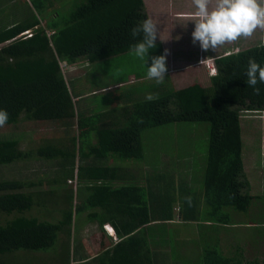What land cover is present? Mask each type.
I'll return each instance as SVG.
<instances>
[{
  "label": "trees",
  "instance_id": "obj_1",
  "mask_svg": "<svg viewBox=\"0 0 264 264\" xmlns=\"http://www.w3.org/2000/svg\"><path fill=\"white\" fill-rule=\"evenodd\" d=\"M53 1H24L19 10L21 18L13 22H6L10 7L4 4L9 1L4 0L0 5V109L9 114L5 125L15 126L23 119L33 123H62L65 130L72 127L76 130L75 133L67 132L63 139L43 138L37 146L28 145L26 148L20 146L22 135L0 137V165L42 160L54 162V167L59 170L49 179H0V213L7 215L5 220L0 219V222H5L0 223V264H12L10 255L22 250L39 251L40 256L46 253L44 260L48 264H57L56 258L64 262L68 256L66 264H69L74 257H71L69 241H65L67 246L60 245L58 235L64 232L70 238L72 206L77 211L91 208L87 218L95 221L100 230L108 221L117 232L127 236L114 245L112 251L96 256L93 260L96 264H138L143 244L138 239V247L136 236L131 233L150 220H173L175 206L181 219L198 222L228 219L225 208L247 212L253 195L247 191L243 168L241 113L260 112L263 115L264 84L257 85L261 90L257 95L246 85L244 73L249 59L264 65V44H254L218 57L215 60L218 73L211 78L208 88L198 84L173 88L153 94L155 97L151 100L147 96L128 94L129 101L125 103H129L118 107L121 111L117 114L124 109L123 124L107 130L95 127L97 124L93 123V118L87 119L77 109L72 99L75 93L61 63L71 65L86 58L94 64L130 51L136 43L130 35L131 28L147 18L143 1L81 0L78 3L79 0H75L77 4L74 2L72 8L51 11L49 8ZM59 2L61 4L62 0ZM10 14L16 16L15 12ZM77 97L78 104L82 103V96ZM178 123L208 125L201 186L193 185V177L179 175V169L173 170L174 175L170 172L168 176L161 173L144 179H127L124 174L117 173L118 167L98 165L101 159L109 156L122 161L143 160L142 134ZM91 129L97 130L95 142L90 140ZM108 131L113 132L108 134ZM67 140L72 149L70 152L61 146ZM135 170L141 175L146 172L141 167ZM169 176L175 178L170 179ZM74 178L78 187L75 191L72 187L63 188L62 199L56 197L61 191L41 188L46 184L66 186L67 180ZM153 179L163 183L161 186L156 184V193L151 191L150 184L147 185ZM152 193L156 194L155 201L148 203L147 196ZM47 196H54L56 202L45 204L44 197ZM74 198L79 200L76 204H73ZM63 204L66 206L62 207ZM37 206L40 211L44 210V214L55 213V208L61 206L60 217L57 221H50L26 214ZM131 209L135 214L144 215L137 219L132 216L119 219L118 215L125 214L126 210L131 214ZM150 209L154 210L152 215L148 214ZM184 210L189 212L188 216ZM167 236L171 253L159 250L157 264H186L178 257L182 253L180 245L168 232ZM56 243L63 251L59 257H51L47 251ZM219 249L204 246L202 256L195 264H261L256 259L243 261L242 258L227 256Z\"/></svg>",
  "mask_w": 264,
  "mask_h": 264
},
{
  "label": "rangeland",
  "instance_id": "obj_2",
  "mask_svg": "<svg viewBox=\"0 0 264 264\" xmlns=\"http://www.w3.org/2000/svg\"><path fill=\"white\" fill-rule=\"evenodd\" d=\"M4 6L10 7V12H15L16 16L12 17V14L8 11L7 14H9V19L7 18L6 22H13L17 21L21 18V15L19 14L20 7L23 6L24 1L30 0H8ZM60 0H54L52 7L49 8L51 11L55 9H63L64 7L69 9L72 8L74 5L75 0H62L61 4L59 2ZM81 0L77 1L78 3ZM4 2V0H0V5ZM75 4H77L75 2ZM189 4V3H188ZM152 5V4H151ZM62 6V7H61ZM179 6V5H178ZM17 9V11H16ZM264 40V29H256L253 33V43H257V41ZM155 56L154 52L151 50L149 51L148 56V62L145 65L146 67L150 65L151 57ZM111 60L97 62L94 64L89 65V67H86L84 64L78 63L74 67H72V72L70 71L69 67L66 64H62V69L64 72V75L67 80H69L71 84V89L74 93L79 92L82 95V100H80L83 104H85L86 109H91L85 114V117L93 118L95 122L97 121V118L99 117L100 112H103L105 109H103V104L106 102L107 98L111 100H116L117 95H119V92H116L115 90H109L104 92H96L95 95L88 96L89 92L92 90H95L97 88L102 87L105 84L114 85L117 80H123L128 81L130 76L131 78L137 79V76H143L145 79L146 77V69L144 67L143 61L139 60L138 58L134 57L131 52H126L120 55H117L113 58H110ZM75 70H74V69ZM120 78V79H119ZM148 82L146 83L145 87L148 89L149 79H147ZM143 82H140L139 84H142ZM127 84V83H126ZM138 84H135L137 86ZM132 86H126L125 89H128ZM76 88V89H75ZM136 88V87H135ZM81 90L82 93L79 91ZM149 96L155 97L153 93H149L147 90L141 96ZM85 96H87L85 98ZM79 107V106H78ZM263 115L260 114V112H253V113H241L242 117V125L244 127L243 131V151L246 149V146H250L253 144L254 141L251 142L252 138L255 136H249L247 134V130L249 126H252L255 130H257L259 127H261V122H264V113ZM263 117V118H262ZM249 120L252 121V124L249 125ZM261 123V124H260ZM207 128L208 125L204 123H178V124H170L163 127H158L152 130H147L142 134V141H143V150H144V156L145 159L142 161L143 165L147 166L150 164L149 167L146 168V175L147 178H149L150 175H156L159 174H165L168 176V173H172L174 175V167L178 166L179 168V175L187 176L186 178L193 177L195 183L193 185L195 186H201V179H202V171H203V165L205 161V155H206V149H207ZM69 133H75L76 130L74 127L71 129H66L62 126V123H56V122H45V123H33L31 121L27 120H20L15 126H7L4 125L3 127H0V137H17L22 135V139L20 142V146L23 148H26L29 146H37L40 144V142L43 140V138H49L51 139H63V137L66 136V134ZM96 136V133L95 135ZM96 139V138H94ZM69 140V139H68ZM68 140L66 143H62L64 147V150L66 152L72 151V149L69 147ZM96 141V140H95ZM253 150V149H252ZM250 152L248 155V161L253 163L254 160H257V154L258 151L254 150ZM245 152V151H244ZM254 157V158H253ZM78 159V156L76 155V160ZM119 160V159H117ZM54 163V162H53ZM49 162H44L42 160H34L32 163L29 162H19V163H11V164H3L0 165V179L5 178H19V179H27V180H37L38 178H44L49 179L52 176L56 175L59 170L58 168L54 167V164ZM125 163H128L125 161ZM156 164V166H155ZM256 167L260 166L259 161L255 164ZM186 170V171H185ZM150 172V173H149ZM189 172V174H187ZM192 173V175H190ZM258 178H260V173L257 175ZM170 179H174L175 177H170ZM184 178V177H182ZM152 179V178H151ZM155 179L151 180L154 184H158L157 186L163 185L161 181H154ZM258 187L260 188V183H258ZM263 186L261 185V191L258 190L257 197L254 201L251 202L252 208L250 213H241L238 211L236 212V215H234L232 210H229V208H225L224 211L228 215L227 218L231 219V221H235L237 223H241V225L235 229H228V230H222L221 233L217 236L215 235V241L217 242L218 238L221 242L226 241L229 246L230 251V243L232 241H236V244L241 246V244H244L246 246L250 245V243H257V245L264 244V234L257 233V230L255 227H245L242 226L244 223H246L249 220L252 219H263L264 220V179L262 182ZM66 187L76 189L78 187V184L76 183V179L73 180L68 179L67 185H61V184H46L41 188L50 189L55 188L58 191L63 190V188L66 189ZM196 189V188H194ZM25 190V189H24ZM67 190V189H66ZM65 192V191H64ZM63 192L57 194L56 197H59V199H62L64 197V194L61 196ZM252 194L251 192H248ZM60 195V196H59ZM48 197V196H47ZM45 198L44 197V203L50 204L56 202V200L53 198ZM79 200L74 198L73 204H76ZM58 203V202H57ZM59 205V204H58ZM66 205H62V207H65ZM179 207V206H178ZM256 207H259L260 212L256 209ZM176 212L179 213L178 208L175 206ZM205 208V207H204ZM60 208H55V213L50 211L49 213H43L40 211V207L37 206V208H34L32 211L27 212V215H37L41 220H50V221H57V219L60 217V214L58 213ZM73 209V222L71 224V234L70 238L68 239L67 235L64 232H60L58 235V239L66 241V239L70 242V240H80L82 236L79 235V231L77 228L82 227L81 235H85V232L88 234V240L93 241L94 243L92 246H89L91 248L90 255L95 254L98 249V239L95 242V238L93 237L94 234H97V224L95 221H93L91 224H87V227L85 228L86 223H88L90 220L87 218V211L91 208H84V210H74V206H72ZM207 209V208H206ZM204 209V211L206 210ZM29 215V216H30ZM6 214L0 213V219L6 218ZM180 216V215H179ZM179 216L177 218L179 219ZM225 219V218H224ZM5 220V219H4ZM203 221H205L203 219ZM0 223H5L4 221ZM85 224V225H84ZM97 227H96V226ZM165 231H162L164 233H170L171 230H174L170 226L165 227ZM163 229V230H164ZM197 229L196 227L192 226L191 231L194 233V230ZM190 233V237L193 238V233ZM76 235H79L77 238ZM62 239H61V238ZM214 243H208V245H213ZM204 245V244H203ZM70 247V246H69ZM259 249V248H257ZM161 250L160 247H158V251ZM189 252L181 253L178 255V257L182 260H185L186 264H195L202 256V250L200 248L199 244H194L189 249ZM63 249H61V246L56 243V246L49 249L47 252L51 255H54V257H59ZM71 251V248H70ZM189 253V254H187ZM40 255V252H33V251H15L13 254L10 255V260L12 261V264H45L46 260H33L32 263H30L28 256L29 255ZM46 254V253H42ZM39 257V256H38ZM46 257V256H45ZM65 257V256H64ZM44 258V256H43ZM58 261L57 264H66L68 263L69 257L66 256L64 259V262L61 261L60 258H56ZM96 262V261H95ZM93 260L86 262L85 264H96ZM69 264H73L72 261H70Z\"/></svg>",
  "mask_w": 264,
  "mask_h": 264
},
{
  "label": "crops",
  "instance_id": "obj_3",
  "mask_svg": "<svg viewBox=\"0 0 264 264\" xmlns=\"http://www.w3.org/2000/svg\"><path fill=\"white\" fill-rule=\"evenodd\" d=\"M144 4V10L146 12L147 18H152L157 24H158V31H159V37L156 41V48L152 49L151 51L154 52L155 56H159L163 54L164 50L167 49L169 55L167 56V73L165 75V82L162 84L156 83L154 80H149L148 89L145 87L146 83L148 82L147 79H145L143 76H137L135 78H131L130 76L128 81L123 80H117L114 85L105 84L100 88H97L95 90H92L89 93H93L92 95H95L96 92H104L109 90H115L116 92H119V95H117L116 100H111L107 98L106 102L103 104V109H105L103 112H100L99 117L97 118L96 123L98 128H106L107 130L110 127H115L114 125H122L124 117L122 116L123 111L121 114V110H118L120 107L122 108L128 103H125L129 101L127 99L128 94L134 93L135 95H141L147 90L149 93H162L170 89H179L186 86H191L194 84H198L202 88H208L211 86V78L216 76L218 71L216 68L215 60L222 56V55H228L231 53L238 52L240 50L249 48L254 45L253 43V34L250 37H241L237 39L236 41L227 42L223 46L218 47L214 51L208 50L207 52L202 51L198 44L194 45L192 43L191 39V33L194 30V12L195 7L193 4V0H142ZM189 3V4H188ZM152 4V5H151ZM179 5V6H178ZM262 43L264 44V40L257 41L255 44ZM129 52V51H127ZM126 53V52H125ZM115 56L108 57L102 61H109L110 58H113ZM84 64L86 67H89L90 62L86 58H81L77 62L67 65L72 72V67L77 65L78 63ZM63 64V63H61ZM74 69V68H73ZM75 70V69H74ZM120 79V78H119ZM145 81V82H143ZM140 82H143L142 84H139ZM127 83V84H126ZM135 84H138L134 87ZM126 86H132L128 89H125ZM76 89V88H75ZM82 92L81 90H79ZM74 93V92H73ZM77 95H81L79 92H76L73 94V102L77 109H80L82 111V114H86L91 109H86L85 104L80 103L78 104L79 99L77 100ZM82 96V95H81ZM79 106V107H78ZM119 107V108H118ZM117 110V111H116ZM92 111V110H91ZM116 112V113H115ZM263 118V117H262ZM95 121L94 119H92ZM262 123V124H261ZM261 127H259L257 130L250 127L247 130V134L250 137L253 135L255 136L252 138L251 142H253L252 145L246 146V149L242 151V158H243V164H244V173L246 177V181L248 183V192H251L253 195V200L257 197L258 190L261 191V185L263 186L262 182L264 179V122H261ZM117 130V129H116ZM115 131V130H113ZM113 131H108V134H111ZM91 141L95 142L94 135L95 132H97L96 129H91ZM253 149V150H252ZM256 150L258 151L257 160L248 161V155L250 152ZM254 158V157H253ZM145 159V157H144ZM143 159V160H144ZM143 160L138 161L135 159L128 160V163H125L126 160H117L113 156H109L106 159H101L98 163V165H111L114 167H118L119 170H117V173H120L121 175L124 174V177L128 178H143L146 177L145 172L139 173V171H136L135 168L141 167L146 170L147 167L150 166L148 164L147 166L143 165ZM259 161L260 166L256 167V162ZM156 166V164H155ZM175 168V167H174ZM175 169H179L178 166H176ZM176 171V170H175ZM150 173V172H149ZM260 173V178L257 177V175ZM114 174V173H112ZM177 176V173H175ZM203 175V171H202ZM142 179V180H143ZM202 180V179H201ZM121 182H125L122 180H119ZM154 181H158V179H155ZM188 181V180H187ZM110 182L113 183V180H110ZM142 183V181H139ZM258 183H260V188L258 187ZM150 184V189L152 192L156 193L158 192L156 189V184L148 183ZM163 191H166L164 189ZM152 193L151 196H147L148 203L149 201H155L156 194ZM253 205L249 206V209L247 212L243 213H250L251 208ZM153 207V203H152ZM176 209V208H174ZM258 212H260L259 207H256ZM97 210V209H95ZM229 210H232L234 215H236V210L229 208ZM154 212L153 209H150L148 211L149 215H152V212ZM173 220L169 221H159V220H150L147 223H144L141 226H138V228H135L136 230H133L132 235L136 236L135 243L138 244V247L140 246L139 240H141L143 247L141 250L142 253L139 258L138 264H157V252L158 247L162 250V253H171V247L168 245L170 243V239H168L167 233H164L162 231H165L164 229L167 226H170L174 230H171L169 234L172 235L173 240L180 245V248L182 249L183 253L189 252V248L193 246L194 244H199L200 248L202 249L204 246H207L208 243H214L212 246H216L217 248H220L221 252L227 256L236 257V258H242L243 261L256 259L261 264H264V244L257 245V243H250V245L246 246L245 243L241 244V246L236 244V241L229 242L230 243V251L229 246L226 241L221 242L218 238L217 242L215 241V235H219L222 230H228L235 229L241 225V223L233 222L231 219H222L218 222H209V221H191V220H183L180 218L179 213L176 212ZM87 212H90L89 210ZM131 214L129 211H125V214L118 215L119 219L122 218V216H125V219H128L129 216H132V218L137 219L142 217L144 213H134V211L131 209ZM184 212L187 214V211L184 210ZM242 213V212H241ZM179 216V219L177 218ZM74 218V217H73ZM93 221H89L86 223L85 228L87 227V224H91ZM164 225V226H163ZM96 226V225H95ZM98 226V225H97ZM96 226V227H97ZM192 226L196 227L197 229L194 230V233L191 231ZM242 226L245 227H255L257 230V233H263L264 234V220L261 219H252L244 223ZM79 231V235L82 236L80 240H70L69 246L71 248V257L72 255L73 264H85L88 261L94 260L96 256L101 255L102 252H105L107 250L112 251V247L116 245L118 242H120L122 239L127 238L123 232L119 233L114 228V226L111 224V222H105L103 225V230H100L99 227H97V234H94L93 237L95 238V242L98 239V245L99 249L95 254L90 255L91 248L89 246H92L94 243L93 241L88 240V234L86 231L85 235H81V229L82 227L77 228ZM164 229V230H163ZM193 233V238L190 237V233ZM79 235L75 234V237L77 238ZM131 235V236H132ZM61 238V237H60ZM62 239V238H61ZM139 239V240H138ZM59 244H66L64 246H67V243L64 240L59 239ZM204 244V245H203ZM259 248V249H257ZM189 254V253H187ZM163 255V254H162ZM39 256V257H38ZM44 256V254H43ZM43 256L40 255H29L28 259L30 263L33 262V260H44ZM179 261V260H178ZM165 264L167 262H164ZM197 263V262H196ZM45 264H48L46 262Z\"/></svg>",
  "mask_w": 264,
  "mask_h": 264
},
{
  "label": "clouds",
  "instance_id": "obj_4",
  "mask_svg": "<svg viewBox=\"0 0 264 264\" xmlns=\"http://www.w3.org/2000/svg\"><path fill=\"white\" fill-rule=\"evenodd\" d=\"M195 7L192 43L198 44L202 51H214L227 42L241 37H250L256 29H264V0H193ZM136 43L130 48L131 54L143 61L146 77L158 84L165 82L168 50L152 56L148 62L149 51L156 48L159 37L158 24L152 18H145L130 30ZM246 85L259 95L258 84H264V65L249 59L246 70ZM149 100L152 96L147 97ZM9 119L5 109H0V127ZM190 200V198H189Z\"/></svg>",
  "mask_w": 264,
  "mask_h": 264
}]
</instances>
